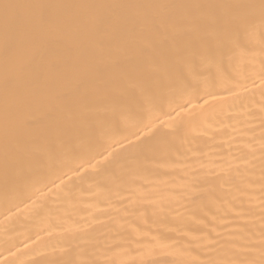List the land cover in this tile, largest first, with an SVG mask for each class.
Instances as JSON below:
<instances>
[{
    "label": "bare ground",
    "instance_id": "1",
    "mask_svg": "<svg viewBox=\"0 0 264 264\" xmlns=\"http://www.w3.org/2000/svg\"><path fill=\"white\" fill-rule=\"evenodd\" d=\"M0 264H264V0H0Z\"/></svg>",
    "mask_w": 264,
    "mask_h": 264
}]
</instances>
